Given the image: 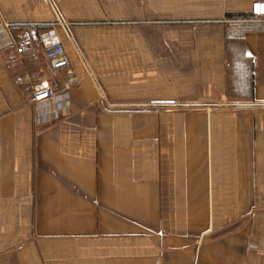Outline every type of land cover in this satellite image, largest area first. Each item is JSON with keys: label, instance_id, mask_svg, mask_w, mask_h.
I'll list each match as a JSON object with an SVG mask.
<instances>
[{"label": "crops", "instance_id": "1", "mask_svg": "<svg viewBox=\"0 0 264 264\" xmlns=\"http://www.w3.org/2000/svg\"><path fill=\"white\" fill-rule=\"evenodd\" d=\"M51 1L0 0V264H264L257 0ZM45 27L78 83L29 58L32 106Z\"/></svg>", "mask_w": 264, "mask_h": 264}, {"label": "built area", "instance_id": "2", "mask_svg": "<svg viewBox=\"0 0 264 264\" xmlns=\"http://www.w3.org/2000/svg\"><path fill=\"white\" fill-rule=\"evenodd\" d=\"M250 15L264 26V0H257L251 3ZM38 42V45L33 46L24 43H14L5 59L8 66L19 70L15 82L28 96V103L32 106L52 100L55 92L48 80L41 79L38 74L31 73L28 70L26 66L27 59L42 58L47 63L50 71L62 74L67 88L78 83V78L70 67L62 42L54 28L51 27L40 34Z\"/></svg>", "mask_w": 264, "mask_h": 264}, {"label": "trees", "instance_id": "3", "mask_svg": "<svg viewBox=\"0 0 264 264\" xmlns=\"http://www.w3.org/2000/svg\"><path fill=\"white\" fill-rule=\"evenodd\" d=\"M50 29V27H45V28H38V30H37V36H36V40L35 39H33V38H31V39H27L26 37H24V38H21L20 39V43H24V44H32L33 43V40H35L36 41V45H38L39 44V42H38V38H39V36H40V34H42L43 32H45V31H47V30H49ZM34 41V42H35Z\"/></svg>", "mask_w": 264, "mask_h": 264}, {"label": "water", "instance_id": "4", "mask_svg": "<svg viewBox=\"0 0 264 264\" xmlns=\"http://www.w3.org/2000/svg\"><path fill=\"white\" fill-rule=\"evenodd\" d=\"M49 1L52 3L51 0H49ZM56 15H57L59 23L62 25V28L64 29V32H65L66 36L73 42V40L71 39V35L69 33L68 27L66 26L64 19L60 16V14L57 12V10H56ZM163 106L164 107H174L173 105H170V106L163 105Z\"/></svg>", "mask_w": 264, "mask_h": 264}]
</instances>
